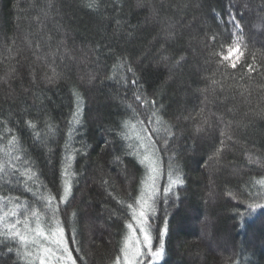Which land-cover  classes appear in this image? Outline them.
Returning <instances> with one entry per match:
<instances>
[{"label":"trees","instance_id":"1","mask_svg":"<svg viewBox=\"0 0 264 264\" xmlns=\"http://www.w3.org/2000/svg\"><path fill=\"white\" fill-rule=\"evenodd\" d=\"M230 14L247 45L235 69L238 53L221 59L233 40ZM262 65L264 0H0V205L43 209L40 197L55 196V208L62 161L72 156V193L48 224L65 229L77 264H113L129 232L127 204L146 179L128 154L140 128L169 139L156 156L157 184L169 166L184 180L152 220L154 235L169 220L158 264H264V214L243 226L237 215L264 203ZM77 98L81 123L70 129ZM17 247L0 237V264H27Z\"/></svg>","mask_w":264,"mask_h":264},{"label":"snow or ice","instance_id":"2","mask_svg":"<svg viewBox=\"0 0 264 264\" xmlns=\"http://www.w3.org/2000/svg\"><path fill=\"white\" fill-rule=\"evenodd\" d=\"M138 6L143 7V4ZM155 14V10H153ZM228 24L233 28L231 36L233 37L232 44L227 46V55L221 54L222 60H229L233 53H238L239 55L235 60L231 62V67L235 69L239 63V56H243L244 52L241 50L242 47L246 48L247 45L244 42V31L243 25L236 18L235 15H229ZM215 39V37H213ZM167 59V57H164ZM183 59V58H181ZM256 57L253 56V63L248 65L249 72H257L256 68ZM264 70V65L261 66ZM129 72L133 70L128 68ZM51 82V80L49 81ZM137 80H132V84L136 85ZM136 100L143 101L147 103L142 96L137 95ZM153 105L155 101L152 102ZM155 116L156 113L154 112ZM80 100L77 98V108L76 111L72 113V120L69 121V127L72 128L73 124L79 125L80 121ZM30 129H35L36 125L34 123L26 122ZM157 123H160L159 119ZM125 127H127V122H125ZM200 129H198L199 131ZM148 131V129H145ZM152 132L158 131V129H151ZM127 138V134H123ZM174 133L168 131V137L171 138ZM221 136L225 137L226 140L231 141L232 136L229 133V126H226L224 131L221 132ZM140 139L139 145L136 146L134 152H129L128 154H134L137 156L138 163L145 167L146 179L141 181L142 188L140 194L137 195L132 203L127 204V208L130 210L131 221L126 223V227L129 232L134 237L126 238L123 246L120 249V253L115 257L113 264H158L165 254V237L168 232V217L164 218V227L157 228L155 231L158 235H154V229L152 226V220L154 216L158 215V205L163 203L165 206L171 203L170 196L173 193L174 186H181L184 184V180L181 178L179 173L175 174L173 178V170L171 166L168 169V181L164 185L157 184L158 173L159 175L164 174V169L162 165V159L157 160L155 157L157 154H162L168 150L169 139L159 136L153 138L152 136L147 137L148 143L145 144L143 141L145 138L138 137ZM15 140V138H13ZM161 141H163L162 146H160ZM10 144L13 141L9 142ZM221 145L226 147L225 139L220 141ZM67 147V146H66ZM131 147V146H130ZM140 149H143L141 153ZM221 149H217L215 156L219 157ZM18 159V157H17ZM119 159V157H117ZM211 159V157L209 158ZM72 156L65 155L62 161L64 167L61 170V181H62V192L59 201L55 208H52V202L56 200L55 196H49L47 198L41 196L40 201L43 204V209L38 208H25L23 212L20 211L22 205L17 203L14 207L4 210V206L0 205V211L3 212L0 215V237L5 241H13L19 247L16 249V255L25 259L27 264H35L38 260L39 264H77V259L73 257V252L68 246V242L64 238L65 229L59 224L52 228L48 224V212L52 213V218H55L59 211V204L67 203L68 197L72 193V182L69 176L72 175L69 171ZM249 162L254 163L253 157H249ZM26 164L30 165V161H25ZM6 171L3 165H0V172ZM25 172H30V168H26ZM36 177L35 172H31L29 179ZM107 184V181H104ZM259 183L264 184V181H259ZM19 198H17L18 200ZM176 201L180 200L179 195L175 197ZM235 199V197H233ZM256 199H261L257 197ZM117 203L123 204V201H117ZM264 214V203H252L248 204L244 211L238 212L239 224L243 226L246 223L247 218L253 217L256 213ZM21 216L23 219H21ZM41 216L44 220H41ZM33 221L35 222L33 226ZM47 225V226H45ZM138 231V235H137ZM158 240L159 244L156 245L155 241ZM73 244L76 243L73 238ZM55 245L52 247L50 245ZM34 248L35 252L30 249ZM23 249V252H21ZM8 252L12 253L13 248L8 247ZM76 252H79V248H76ZM83 259V257H79Z\"/></svg>","mask_w":264,"mask_h":264},{"label":"rangeland","instance_id":"3","mask_svg":"<svg viewBox=\"0 0 264 264\" xmlns=\"http://www.w3.org/2000/svg\"><path fill=\"white\" fill-rule=\"evenodd\" d=\"M135 133H133L132 137L135 138V141L137 142V144L139 145L140 143V139H138V137H141V138H145L144 139V143L147 144L148 143V140L146 139L147 138V135H145V133L143 131L140 130V128H137V130H135ZM140 151L143 153V149H140ZM156 158V157H155ZM158 177H159V173H158ZM158 179V178H157ZM137 235H138V231H137ZM127 238H131L134 240V237L132 236V234L130 232H128V235H127ZM52 247H55V245H50ZM34 249V248H33ZM34 252H35V249H34ZM36 264H39V261L36 260L35 261ZM53 264H55V261H53Z\"/></svg>","mask_w":264,"mask_h":264}]
</instances>
